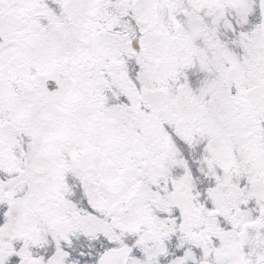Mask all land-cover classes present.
<instances>
[{"label": "snow or ice", "instance_id": "1", "mask_svg": "<svg viewBox=\"0 0 264 264\" xmlns=\"http://www.w3.org/2000/svg\"><path fill=\"white\" fill-rule=\"evenodd\" d=\"M0 264H264V0H0Z\"/></svg>", "mask_w": 264, "mask_h": 264}]
</instances>
